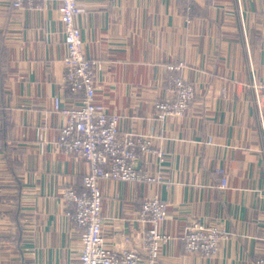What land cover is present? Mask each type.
<instances>
[{
	"label": "crops",
	"instance_id": "obj_1",
	"mask_svg": "<svg viewBox=\"0 0 264 264\" xmlns=\"http://www.w3.org/2000/svg\"><path fill=\"white\" fill-rule=\"evenodd\" d=\"M79 1L76 23L99 62L96 100L121 116V131L155 134L165 150L163 160L137 162L159 174L152 183L101 180L107 246L142 250L141 201L157 194L172 236L157 264H255L264 252V137L248 83L253 72L264 79V0H190L192 13L189 0ZM62 31L57 0H0V264H78L62 194L82 188L89 164L54 144L53 96L80 98L64 85ZM179 62L175 73L196 96L184 116L162 120L155 102L173 97L167 64ZM191 219L229 233L213 256L185 251Z\"/></svg>",
	"mask_w": 264,
	"mask_h": 264
},
{
	"label": "built area",
	"instance_id": "obj_2",
	"mask_svg": "<svg viewBox=\"0 0 264 264\" xmlns=\"http://www.w3.org/2000/svg\"><path fill=\"white\" fill-rule=\"evenodd\" d=\"M43 1L12 0V5L18 8ZM57 1L63 23L61 35L66 47L62 58L64 85L80 98L73 104H66L62 93L53 96L52 109L61 118L59 136L54 144L59 150L82 157L89 164L88 171L82 177V188L69 186L62 194L67 214L72 217L79 232L78 264H157L161 247L172 238L163 229V223L168 218V203L157 194L141 201L139 220L145 225L142 250L133 246L109 248L104 234V195L100 182L110 179L152 183L160 178L159 174L141 171L137 162L142 154L146 158L163 160L165 150L156 146L155 134L121 131V116L110 112L107 105L96 100L98 84L94 75L99 62L87 54L81 28L76 23L77 16L85 8L79 0ZM187 4L189 13H192L190 0ZM181 67L182 62L167 64L173 97L155 102L157 116L162 120L184 116L195 99L194 84L175 73ZM248 86L253 92V102L260 115L264 137V79L258 78L253 72ZM220 186L223 189L229 187L227 177L221 179ZM180 237L187 253L211 257L219 249L220 242L230 235L222 227L191 219L184 226ZM255 264H264V252Z\"/></svg>",
	"mask_w": 264,
	"mask_h": 264
}]
</instances>
